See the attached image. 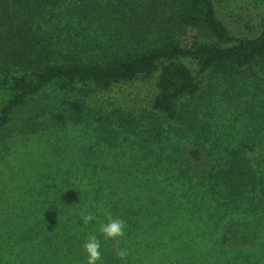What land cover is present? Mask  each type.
Listing matches in <instances>:
<instances>
[{
	"label": "trees",
	"instance_id": "16d2710c",
	"mask_svg": "<svg viewBox=\"0 0 264 264\" xmlns=\"http://www.w3.org/2000/svg\"><path fill=\"white\" fill-rule=\"evenodd\" d=\"M61 1L14 0L16 11L0 21V57L3 52L7 60L13 59L21 65L13 74L8 68L0 69V137L4 132L11 136L15 115L24 107H30L42 122L49 117L64 125H87V118L98 124L108 139H116L117 133L120 134L116 125L126 133H133L139 123L132 115H119L115 119L113 114L102 110L94 112L92 103L118 84L155 75L158 92L151 100L153 108L170 119L189 122L195 117V131L207 136L212 132L211 124L197 110L179 112V99L199 92L204 77L213 68L229 71L264 62V28L254 38L234 36L218 17L213 0H150L147 3L156 7L152 13L159 25L149 43L116 52L106 63H51L49 44L43 46L42 53H34L31 23L42 8L56 7ZM27 121L29 129L21 132L41 129L32 128L36 120L30 115ZM149 130L147 135L155 134L144 141L136 139L134 148L164 134L160 124ZM262 151L264 147L261 150L256 142H246L228 149L225 156H213L201 165V150H192L196 165L195 169L190 167L192 195L200 193V204L207 198L212 203L195 205L185 217L188 222L192 221V226H200L199 218L208 220L209 235L218 245L247 247L251 249L247 255L256 258L257 264L264 259V176L256 169V158ZM65 173L64 177L49 182L42 205H15L7 207L4 216L0 215V264H87L83 244L90 235H97L101 240L102 261L97 264L162 262L163 256L158 261L161 254L153 257L152 247L144 248L146 242H151L147 235L156 227L151 220L144 222L142 216L145 209L152 210L154 205H121L122 193L113 190L104 191L105 202L99 204L95 191L77 183L71 169ZM8 212L14 216L10 213L7 217ZM88 214L96 219L85 225L82 217ZM109 215L125 222V235L118 238V244L105 242L98 232L100 224L108 222ZM164 228L167 232V225ZM167 240L168 248H172L170 238ZM117 247L128 251L126 259L116 255ZM182 253L175 252L164 262L196 264L194 260L186 262Z\"/></svg>",
	"mask_w": 264,
	"mask_h": 264
},
{
	"label": "rangeland",
	"instance_id": "374dc122",
	"mask_svg": "<svg viewBox=\"0 0 264 264\" xmlns=\"http://www.w3.org/2000/svg\"><path fill=\"white\" fill-rule=\"evenodd\" d=\"M148 1L62 0L56 7L42 8L31 23L34 53H42L43 46L49 44L51 63H106L116 52L149 43L159 22L152 13L156 7L148 5ZM213 1L218 17L234 36L254 38L263 30L264 0ZM16 9L14 0H0V21L10 18ZM2 68L13 74L21 65L7 60L2 52ZM157 92L155 75L118 84L94 100V112L102 110L115 119L132 115L138 121L133 133L116 125L120 131L116 139H108L100 126L87 118V125H64L49 117L42 122L30 107H24L15 115L11 136L4 132L0 137V215L15 205H42L49 182L64 177L65 171L71 169L77 183L95 191L99 204L105 202L104 193L113 190L122 193L121 205H154L142 216L144 222L151 220L156 227L147 235L151 242H146L144 248L152 247L153 257L161 254L160 264H169L164 261L181 251L186 262L194 260L196 264H257L256 258L247 255L251 252L247 247L218 245L209 235L208 220L199 218L200 226H192L185 217L195 205L212 203L207 198L200 204V193L192 195L190 167H196L192 150H201V165L246 142H256L263 150L264 62L229 71L213 68L204 77L199 92L179 99V112L197 110L211 124L212 132L207 136L195 131V117L186 122L155 110L151 100ZM29 115L36 120L32 128H41L37 132H21L29 129ZM155 124H160L163 136L134 148L136 139L144 141L155 134L147 135ZM256 169L263 177L264 151L257 155ZM131 191L136 192L127 195ZM10 213L14 216L8 212L7 217ZM167 238L172 248H168ZM260 260L264 264V259Z\"/></svg>",
	"mask_w": 264,
	"mask_h": 264
},
{
	"label": "clouds",
	"instance_id": "9594fccd",
	"mask_svg": "<svg viewBox=\"0 0 264 264\" xmlns=\"http://www.w3.org/2000/svg\"><path fill=\"white\" fill-rule=\"evenodd\" d=\"M96 219L92 214L84 215L82 217L83 224H88ZM107 223H101L98 232L102 235L105 242L119 243L118 238L125 235V222L119 218H112L110 215L107 217ZM83 249L87 254V264H97L102 261L101 253V240L97 235H90L86 242L83 244ZM126 249L116 248V255L120 259H126L128 256Z\"/></svg>",
	"mask_w": 264,
	"mask_h": 264
}]
</instances>
